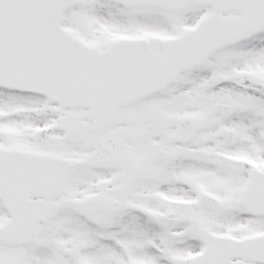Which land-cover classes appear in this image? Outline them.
<instances>
[{"label":"snow or ice","instance_id":"1","mask_svg":"<svg viewBox=\"0 0 264 264\" xmlns=\"http://www.w3.org/2000/svg\"><path fill=\"white\" fill-rule=\"evenodd\" d=\"M0 264H264V0H0Z\"/></svg>","mask_w":264,"mask_h":264}]
</instances>
